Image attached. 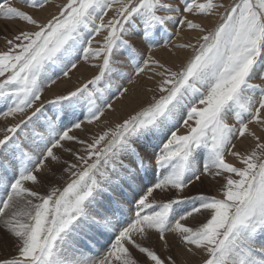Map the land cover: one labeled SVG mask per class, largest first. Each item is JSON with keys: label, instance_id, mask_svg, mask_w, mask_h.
Listing matches in <instances>:
<instances>
[{"label": "snow or ice", "instance_id": "6c2138e0", "mask_svg": "<svg viewBox=\"0 0 264 264\" xmlns=\"http://www.w3.org/2000/svg\"><path fill=\"white\" fill-rule=\"evenodd\" d=\"M22 3L42 9L48 0ZM223 7L214 0H68L58 15L41 23L14 7L11 0H0V17L19 19L37 29L21 31L7 41L8 50L0 53V100L8 102L0 116L24 117L8 126L0 138V155L8 157L7 161L0 160V169L13 171L5 185L10 190L0 201V216L6 215L5 210L16 200L32 197L38 201L27 200L31 210L13 212L4 221L15 238L18 256L0 264H138L130 247L143 254L148 264H175L171 256L162 259L147 244L152 232L158 234L165 248V233L178 234L189 252L194 246L207 254L203 264H264V162H255V151L242 156L232 150L236 147L234 139L245 134L257 141V149L264 150L260 137L249 128L255 122L264 129V86L252 83L257 77L264 81V0H235L212 30L185 15H212ZM109 10L115 14L105 21ZM176 23L182 29L204 34L198 46H178L193 48L194 54L173 71L150 53L157 46V35ZM101 32L106 33L102 43L97 41L100 46L93 48ZM134 35H139L148 48L143 64L135 61V48L126 38ZM120 49L133 58L136 76L150 65L160 69L155 72L161 77L159 95L93 137L91 143L70 135L72 129L99 121L105 108H112L99 85L107 74L117 71L113 57ZM81 55L84 60L102 58L99 74L34 107L41 101L44 87L56 83L61 75L68 77ZM132 82L129 76L128 83ZM117 91L124 96L128 89ZM45 103L53 108L51 116L44 114ZM29 109L32 111L27 114ZM230 116L239 127L228 123ZM181 121L187 134H177ZM30 124L46 128V136L40 135L42 146L30 141L29 133L23 131ZM21 133L23 140L18 138ZM165 133H170L166 141L149 155L152 141ZM62 141L84 146V155L72 153L78 163L65 162L70 182L63 190L52 188L47 195L26 187L25 182L39 183L36 173L46 167V161L59 162L53 149L62 148ZM226 154L245 167L226 162ZM153 159L158 174L145 190L140 173L149 172ZM231 174L240 179H233ZM209 175L224 176L223 199L182 195ZM157 189L175 191L178 198L149 201ZM133 199L138 209L135 217L118 230L108 251L99 260L88 255L80 245L92 250L97 238L120 222L113 221L118 214L123 215L121 200ZM189 200L193 201L190 208L173 215L176 205ZM146 209L151 211L145 213ZM203 211H208L209 217L198 227L182 223ZM21 215L27 216L28 222L18 219Z\"/></svg>", "mask_w": 264, "mask_h": 264}, {"label": "rangeland", "instance_id": "374dc122", "mask_svg": "<svg viewBox=\"0 0 264 264\" xmlns=\"http://www.w3.org/2000/svg\"><path fill=\"white\" fill-rule=\"evenodd\" d=\"M14 7L19 8L22 11L28 12L29 14L33 15L34 19H37L39 22H47V20L51 19L53 16L58 15L63 5L67 4L68 0H48V3L45 5L42 9H31L28 8L25 4L22 3V0H11ZM164 3H177L178 0H162ZM203 2V0H201ZM215 3L224 5L223 8H219L213 13L212 15H193L190 13H186L185 15L188 16L189 19L194 20V22H197L202 25L206 30H212L214 29L221 21L220 17L222 14H224V9L232 5L235 0H214ZM58 4V5H57ZM181 7H183L181 5ZM114 10H109L108 14L104 17L105 21L110 19L114 15ZM164 14V13H160ZM209 18V19H208ZM12 23H9L11 22ZM16 21V22H13ZM215 23H214V22ZM213 22V23H211ZM37 29L25 21H21L19 19H13V20H7L3 17H0V53L6 52L10 45L7 44L8 40H11L14 38L15 35L19 34L21 31H36ZM180 32V33H179ZM106 33L101 32L100 35L95 37V40L93 42V48L99 47L100 44L97 43L99 41L102 43V37ZM183 38L180 39L179 35ZM204 33H201L199 30H189L186 27L182 29V26L179 23L176 24H170L166 32H160L156 40L158 41L157 46L152 48L151 56L154 57L155 60L159 61L160 64L164 65L166 68H171L173 71L178 70L181 66H183L186 61L192 56L193 48H182L177 47L179 45L183 44H192L198 46V40L199 37L202 36ZM137 36V35H136ZM130 40V42L134 43L135 48V56L134 59L136 62L143 64V61L147 59L149 52L147 45L142 42V40L132 37H126ZM135 39H138V43L136 44ZM140 40V41H139ZM181 40V43H177ZM166 44V47L163 46ZM166 52H169L171 55L166 56ZM172 52V53H171ZM123 54L127 61L119 65V62L117 61V57H120ZM115 63L113 64V67L117 70L116 72H113L111 74H107L104 78V80L101 82L99 87L104 89V96L105 98L112 104V108L108 109L105 108L104 115L100 118L99 121L94 122L93 124L89 125L85 122L84 125H82L83 132L74 131L70 133V135L76 136L80 140L87 141L88 143L92 142L93 137H98L100 134H102L107 129L113 127L116 123L122 122L124 119H126L128 116L134 114L136 111H138L141 107L145 106L147 103H149L153 97V95L158 96L159 93L157 91V85L161 79V77L156 76L155 72L159 71L160 69L156 68L155 65H150L149 68L145 70V72L141 73L139 76L135 75V63L133 62V58H129L128 53L125 52L123 49H120L113 57ZM102 64V58L100 59H94L89 58L88 60H84L83 56L81 55V58L77 61V67L84 66L86 67V70H83L82 74H79L77 72H74V69H72L69 72L68 77L60 76L59 79L56 80L55 84L48 85L44 87L42 93H41V101H38L34 107L39 106L40 102H48L55 99L56 96L66 94L69 90H74L77 87L80 86L83 83L88 82L91 80L94 76L99 74V65ZM125 64V65H124ZM76 67V68H77ZM132 68V69H130ZM131 70V71H130ZM126 72V73H125ZM131 73L126 76L127 73ZM131 76L132 79L139 80L146 83V86L144 90H140L136 87L135 89L132 88V85H135L134 83H128V77ZM77 77V78H76ZM74 78H76L74 80ZM0 79H3L0 77ZM69 79L70 83L68 86L60 87L58 88V92L56 96H50L46 90V88H51L61 80ZM134 79V80H135ZM252 83L257 85L264 86V81H261L258 77L252 81ZM122 90L123 88H127L128 92L124 96H120L117 89ZM133 94H136L134 96H131ZM126 96H131L130 99H128ZM121 100V105L118 106L116 102L118 100ZM125 99V100H123ZM258 99V96H257ZM2 101V103H1ZM122 102L125 104L123 105ZM0 111H3L6 109L7 101L0 100ZM32 109H29L27 114H30ZM53 111V108L51 104L45 103L44 108V114L46 116H51ZM4 118V117H3ZM21 118L24 117L20 114H17L15 117H7L3 119L0 122V138H3V135L5 134L4 125L7 127L16 123H19ZM40 123H44V117H40ZM190 123L193 124L194 122L190 121ZM228 123L232 124L235 127H239L238 123L235 121L233 117H229ZM185 126H182L181 124L178 125V135H184L187 134L188 129H183ZM249 128L256 133L257 136L260 137L261 143H264V129L259 127L255 122L249 125ZM30 132V136L32 137V140L38 145H43V142L40 140V135L46 136V128L39 127L38 125H29L27 128H24V132ZM33 130L35 131V135H33ZM175 130V129H173ZM26 132V133H28ZM168 135L170 133H165L161 135L158 139L153 140L151 143V146L149 148V155H151L153 152L158 151L159 147L162 145L163 142L166 141ZM247 138V142L245 144H238L241 138L238 137L234 139L233 143H235L236 147L232 149L233 151L239 152L242 156L250 155L253 151L257 154V159L255 160L256 163L264 162V150L257 149L256 144L257 141L248 134H245L244 138ZM19 139L23 140V133H21L18 137ZM63 142V141H62ZM61 142V143H62ZM62 148H56L54 149V153L60 158L59 162H52V161H46V167L40 172L36 173L39 177V183L38 184H32L31 182H25V186L29 189L38 192L40 195H47L52 188L58 187L61 190L67 185L68 182H70V174L68 172H65L64 169L67 167V163H78L72 154L73 152H79L81 155H84V146L72 141H64ZM66 149H72V152L66 151ZM141 152L143 153V148H141ZM8 157L6 155H0V160L7 161ZM94 159V158H93ZM225 160L228 163H232L235 167L243 168L245 165H243L240 160L232 157L231 155L225 156ZM67 162V163H65ZM91 162V161H90ZM151 168L147 174L140 173V176L143 180V184L141 185L142 188L146 190L147 186H150L151 184L155 183L156 175L158 173L154 172L155 169V162L154 159L150 162ZM230 175V174H225ZM233 179H240L238 176H235L234 174H231ZM13 176V171L10 169L6 173L3 169H0V201L4 200L6 198V193L10 189H7L5 187L6 184H8ZM145 178V179H144ZM147 180V181H146ZM226 183L224 176H203L201 178L200 182H196L194 185H190L189 188L185 189L184 193L182 194L184 197H192L196 196L198 194H204L208 196H215L218 199H223V192H222V186ZM130 197L133 195L131 192H129ZM118 198V197H117ZM136 198V197H135ZM178 198V195L175 191H169V192H161L160 190H155L153 192V196L149 197V201L155 200L156 203L166 202L169 199ZM31 199L33 203H38V201L35 198L32 197H25L23 199L16 200L12 207L9 209H6V215L0 216V261L4 260H10L13 258H16L18 256V249L17 244L15 241V238L8 232L4 225V221L8 219L13 212H20L25 213L29 210H31V206L26 203L27 200ZM120 199V197L118 198ZM125 202V201H124ZM134 202H125L124 206H122L123 213H125L126 210L130 213L129 208L134 206ZM193 204V201L189 200L186 203L176 205L174 208L173 215H176L180 213L181 211H184L188 208H190ZM126 209V210H125ZM137 210V205H136ZM151 211V209H146L145 213ZM209 217L208 211H203L202 213L195 214L193 217H189L187 220L182 221L186 226L189 227H198L201 223L205 222L206 219ZM117 218V217H116ZM116 218H114V223H116ZM22 222H28V217L25 215H21L18 217ZM133 219V218H131ZM130 219H127L128 221ZM119 224L116 223V227L112 229L114 231L113 236L118 233ZM166 236V239L168 241L167 244V250L161 251L160 250V242L158 241V234L155 232L151 233L150 240L147 241V244L152 246L158 253V255L161 256L162 259H166V255H171V257L175 260V263L178 264L179 261L176 258V252L177 250H180L181 252L187 251L188 255L185 261H187V264H203V261L207 259V254L204 252H199L198 250H195L193 246V252H189L188 245H185L178 234L169 232ZM104 243V242H103ZM94 245H97L95 243ZM81 246L84 247L83 244ZM104 246V245H103ZM108 246V245H107ZM107 246L99 248L97 251V255L100 256L103 254V252H100V250H105V248H108ZM95 247V246H94ZM108 251V250H107ZM106 251V252H107ZM132 253V256L138 261V264H148V261L146 257L139 253L136 249L132 248L130 251ZM198 253L197 256L194 259H190V255L194 253ZM17 253V254H16ZM183 264H186L185 262Z\"/></svg>", "mask_w": 264, "mask_h": 264}, {"label": "bare ground", "instance_id": "6f19581e", "mask_svg": "<svg viewBox=\"0 0 264 264\" xmlns=\"http://www.w3.org/2000/svg\"><path fill=\"white\" fill-rule=\"evenodd\" d=\"M58 5V4H57ZM209 19V18H208ZM13 22H16V21H13ZM214 22V21H213ZM213 22H211V23H213ZM9 23H12V21L11 22H9ZM215 23V22H214ZM180 33V32H179ZM179 35V38L180 39H182L183 38V35L182 36H180V34H178ZM138 37V39H140V36L139 35H134V36H132V38L134 39V38H137ZM138 39H135V42H136V44L138 43ZM141 40V39H140ZM139 40V41H140ZM177 43H181V40L180 41H178ZM133 45H134V43H133ZM178 47V46H177ZM179 48V47H178ZM172 53V52H171ZM121 56L120 57H118V56H116L117 57V61L116 62H119V65H121V62L122 63H124V62H126L127 61V59H126V57L123 55V54H120ZM171 54L169 53V52H166V56H170ZM191 57V56H190ZM188 61V60H187ZM186 61V62H187ZM125 65V64H124ZM86 67H84V66H78L77 68H75L74 69V72H77V73H79V74H82L83 73V70H86L85 69ZM130 69H132V68H130ZM131 71V70H130ZM135 72V71H134ZM126 73V72H125ZM129 74H132V72L131 73H127L126 74V76L127 75H129ZM77 78V77H76ZM76 78H74V80L76 79ZM136 78V77H135ZM134 78V79H135ZM133 79V82L132 83H134L135 85H132V88L133 89H135L136 87L139 89V91L142 89V90H144V88H145V86H146V83L145 82H143L142 83V81H139V80H134ZM69 83H70V81H69V79H65V80H61V81H59L58 83H57V85H55V86H53V87H51V88H46V90H47V92H48V94L50 95V96H56L57 95V92H58V88H60V87H65V86H68L69 85ZM55 84V83H54ZM76 87H77V85H76ZM134 95H136V94H133V95H131V96H134ZM131 96H126L128 99H130V97ZM123 100H125V99H123ZM1 103H2V101H1ZM0 103V104H1ZM3 104V103H2ZM116 104L118 105V106H120L121 105V100L119 99L117 102H116ZM122 104L124 105L125 103L124 102H122ZM7 106V105H6ZM5 106V107H6ZM3 119H5V117L3 118V116H0V122L3 120ZM22 119V118H21ZM85 124V123H84ZM83 124V125H84ZM4 125V128L6 129L7 128V126L5 125V124H3ZM183 129H187V127H184V128H182L181 130H183ZM74 131H78V132H83V128H81V129H72V131L70 132V133H72V132H74ZM26 132H28V130L26 131ZM29 133V137H30V140H32V137L30 136L31 134H30V132H28ZM69 133V134H70ZM240 138V137H239ZM247 138L245 137H243V138H241L240 139V141L238 142V144H245L247 141ZM64 142V141H63ZM62 142V143H63ZM54 150V149H53ZM7 157V156H6ZM231 158H232V156H231ZM138 210V209H137ZM127 214V212L125 211V213H124V215H126ZM131 220H128V221H125L124 223H121V222H119L118 224L121 226V225H126L127 223H129ZM120 226H119V228H120ZM119 228H118V230H119ZM112 231V230H111ZM111 231H109L108 232V234L110 235V237H111ZM169 233V232H168ZM168 233H165V235H167ZM107 235V234H106ZM98 244L96 245V247H95V249L98 251V249L100 248H102V247H104L103 246V242H106V237H105V235L104 236H99L98 238ZM158 241L160 242V250L163 252V251H165V250H167V248H165L163 245H162V242L159 240V238H158ZM109 245V244H108ZM17 247V246H16ZM80 247L81 248H84V250L86 251V248L85 247H83V246H81L80 245ZM108 247V246H107ZM109 248H105V250H100V252H103V254L102 255H100L99 257L98 256H95V255H90V256H92L94 259H96V260H99L105 253H106V251L108 250ZM132 250V248L130 247V251ZM199 252H201V251H199ZM17 254V253H16ZM88 254V253H87ZM96 254V253H95ZM197 252L196 253H194V254H192V255H190V259H194L196 256H197ZM89 255V254H88ZM166 255V257H168V256H171V255H168V254H165ZM187 255H188V252L187 251H184V252H181L180 250H177V252H176V258L179 260V261H181V262H178V264H183L184 262L187 264V261H185L186 260V258H187ZM173 259V258H172ZM174 260V259H173ZM175 261V260H174ZM176 264V263H175Z\"/></svg>", "mask_w": 264, "mask_h": 264}]
</instances>
